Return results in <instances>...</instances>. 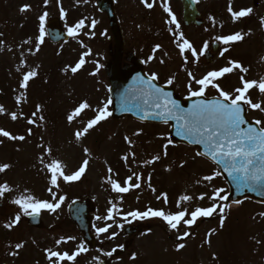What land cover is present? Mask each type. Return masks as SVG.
<instances>
[{
  "label": "rangeland",
  "instance_id": "374dc122",
  "mask_svg": "<svg viewBox=\"0 0 264 264\" xmlns=\"http://www.w3.org/2000/svg\"><path fill=\"white\" fill-rule=\"evenodd\" d=\"M36 1L37 0H34L32 4L31 0H26L25 2L24 0H0V34H2L0 35V46L3 47V50L0 51V105L2 103L6 111L10 109V100L16 107L23 105H17L15 100V97L19 95L20 92L24 91L19 88L22 76L16 75L18 73L17 63L25 57L29 68H35L39 74V67L41 64L39 59H41V61L43 60V62L50 60L56 49L45 37L44 43L40 45V51L35 55L29 54V49L35 51V45L39 35L40 15L47 12L49 15L54 13V16H60L64 30L66 31L67 27L74 25L84 17L88 18L86 21L88 27H90V21L92 19L97 18L100 19V23L102 22V15L97 12L96 8L93 4H90L88 0L87 2H85V0H49L47 4H45V0H39L38 3H36ZM204 1L217 4L211 11L212 17L221 18L228 13V11H224L225 8L228 7V4H219L216 0ZM242 2L244 3V0H242ZM233 4L234 3H232V5ZM237 4H239L238 0ZM24 5H30V10L26 12L20 11ZM61 7L67 14L66 16L60 14ZM202 9L205 11L204 8ZM261 16H264V14L257 13L258 21H260ZM241 21L243 24L247 19L245 18ZM85 30H88L87 27ZM97 30L98 27L96 25L95 29H92V31L96 32ZM222 30L220 35H228L238 31L234 26H231V28L222 27ZM260 30L261 28L256 26L253 35L254 41L259 43V45H257L258 48L261 47ZM240 32H244V29ZM256 35L258 36L255 37ZM247 37L248 36H245L244 40L240 42L228 45L229 51L225 53L224 57H220L219 54L216 53V62L214 61L212 66H207V68L204 69L206 70L205 72L202 73V69H200L196 71L194 75L199 79L208 71L218 70V68L228 66L227 62L233 60L240 62L243 66L250 69V71L245 74L246 79L259 80L260 77L264 75L260 74V65L257 61L258 50L250 42H247ZM250 39L252 40V37ZM25 40H30L31 42L29 44H24L23 42ZM75 46V42L67 43L63 45V49L60 51L64 55L69 53ZM9 49H11V51ZM74 57H77L76 52L72 58ZM31 58L38 59L33 62L32 68L30 65ZM73 61L72 59L71 63ZM178 62L180 64L179 59ZM177 69L178 67L174 69L175 73L173 72L175 75L173 83L180 89V95L186 96L188 95L186 85L189 80L186 73L189 71L192 72L196 68L188 61V63L184 65V71L180 72ZM160 71L163 78L167 80L173 77L171 70L167 69L166 66L160 69ZM47 74L48 73H46V75ZM43 75L45 74L43 73ZM240 75L241 73L239 71L226 75L219 81L220 86L225 91L231 92L234 88L240 86ZM36 78L37 80L30 81L29 88L26 91V96L29 100L28 103L26 101V106H31L26 114V118H31V113L36 111V106L39 104L43 106L44 111L47 110L46 113L48 112L49 115L47 118L52 117L53 119L60 120L54 125L55 128L52 140L41 141L40 138L35 139L33 136H27V139L22 142L0 138L3 139V143L0 144V164L9 162L11 152H15L19 158L13 160L16 166L12 165L10 170L0 174V183L7 181L14 188L18 187L20 191H23L27 184L29 190L36 193L35 196L41 199H50V195L46 191L49 186L42 185L40 189L35 188L33 179L31 182L25 180L23 176L25 170H23L21 166L22 164L28 163L26 170L34 171L33 177L36 175L38 187L42 183L49 185L48 181L50 174L42 170V166L38 160V157L43 154L44 150L37 147V145L43 143L44 145L52 144V154L56 155L53 156L63 160L67 164L66 173L68 174L75 171L84 159H89V166L80 182L86 187H90L92 183L93 192H91V190L88 192L90 194L94 193V198L98 202H105V198L107 197L113 199L111 194H107L106 187L105 189L103 188L107 184V168L109 166L112 167L115 173H118V176H114L113 178L120 179L121 182H123L127 175L131 174L128 171L129 169H131L132 172L142 174L143 179L141 180V187L127 194L129 199L133 201L128 205L122 202L123 212L134 209L144 210L148 206H152L153 208L165 207L162 199L160 201L156 200V196L161 195V193L168 194L169 204L166 210L173 211V209H176L175 202L180 195L186 194L198 197L200 194L197 192H200L204 187H206L205 189H207V192L210 194L214 188L223 187L229 190L226 184L220 182V177H216L211 182H200L199 173L202 174L201 177L210 175L216 168L210 163H206V161L200 157H195L196 151L194 149L178 145L174 142L177 146H169L168 156L166 158L162 156V145L167 142L166 139L162 137L169 136V129L165 127V125L149 127L135 122L132 119H108L95 128V130L98 129L99 136H95L94 132H92L78 143L74 138V132L77 129H82L83 121L92 118L93 113L91 111H86V113L82 114V120L78 119L71 124L67 122V114L83 100H87L93 108L100 106L103 95L101 88L98 89L94 86L93 89L90 86L92 88L91 91L88 81H82L81 79L80 84L76 83L77 87L75 88L65 86V84H62V87H60L57 83H55V87H51L48 83L42 81V74L38 75ZM195 88L196 85L193 84V89ZM52 90L57 93L53 98L48 95ZM95 91L97 96L94 95ZM45 93L47 95H45ZM206 94L207 96H214L216 95V91L209 88ZM60 95L63 97L59 101L58 98ZM250 95L254 102L264 100V97H261L255 89L250 92ZM47 97H49L51 101L48 100L47 102ZM72 98L75 100L74 102L71 100ZM45 104L47 105V109L45 108ZM40 114L43 115V111ZM249 114L252 120H264V114L258 111L250 109ZM5 121L0 122V128L9 131L7 129V127H9V119L5 118ZM10 122L14 126L16 133L23 128L27 131V128L30 127L24 124L23 118ZM138 130H142V134L140 136H133V132ZM26 131L23 129L25 134ZM35 132L37 131L33 129V133ZM125 136L132 139L133 145L131 147L124 140ZM85 147L90 149V155H85L83 151ZM127 152H134L135 158L133 159L130 157L126 165L121 160V157ZM156 154H161L162 159L160 161L153 165H143L144 160L151 159L152 156ZM30 155H32V158H30ZM193 157H195V159H193ZM49 159L50 158L47 157L45 161L47 162ZM185 160H187V164L184 167H179V164ZM167 168H171V171H166ZM143 169H146V171L150 170V172L145 174L142 172ZM151 173V187L156 189L155 193L151 191L147 183V177ZM99 180H101V182ZM82 183H80L81 187ZM66 185L67 184L61 182L60 189H64ZM69 185L73 186L74 184L72 183ZM63 192H65V190H63ZM17 194V192H13L3 200L5 204L8 203L6 205V210L8 214L13 217L17 208L10 203V200ZM190 205L191 202H189L187 206L189 207ZM108 207H110L109 203L104 205V210ZM118 207H120V205H118ZM234 208L236 207H231V209ZM104 210H102V212H104ZM260 213H264V206L255 204L253 207H247L244 215L236 214V216L231 219V222H228L229 213L226 212L223 228L217 227L220 223L218 215L203 225L204 228L201 227L203 228L201 231V228L198 229L197 227V230L200 231L197 238L200 240H210V245L208 244L210 248L206 246L205 250H201L200 247H194L196 243L194 240L192 241L191 238L184 241H177L175 238L174 241V237H176L177 234L182 235L186 230L192 232L190 228L181 226L179 233H176L174 231H169L165 223L160 220L150 219L144 221L145 230H142L138 235L135 234L132 237V241H134L133 247L137 253V259L134 261V264H219L216 263L215 255L219 257L220 251L223 254V259L228 257L229 263L235 260V264H264V218L259 215ZM252 217H254V219ZM0 220L5 223L8 221V217H2ZM207 228L209 230L216 229L214 235L211 237L205 236L204 232L209 231ZM170 232H172L174 237L168 235ZM143 233L148 234L144 235ZM36 236H38V233ZM257 240L261 241V243L257 244ZM173 241L175 242L174 248ZM180 242L185 243L186 247L180 251H176V245ZM48 245L53 244L49 242ZM161 246L164 248L161 249ZM112 249L113 247H109L107 251H111ZM93 255L102 259L97 253H93ZM125 255L128 254L126 253ZM194 258L195 260L193 262H189ZM87 261L91 262L92 259L89 257ZM224 262L227 263L226 259H224Z\"/></svg>",
  "mask_w": 264,
  "mask_h": 264
},
{
  "label": "snow or ice",
  "instance_id": "6c2138e0",
  "mask_svg": "<svg viewBox=\"0 0 264 264\" xmlns=\"http://www.w3.org/2000/svg\"><path fill=\"white\" fill-rule=\"evenodd\" d=\"M48 2L49 0H45V4ZM85 2H87V0H85ZM156 2L157 0H152V2H149V0H141V3L147 9H153ZM197 2H199V0H197ZM161 6L169 17L165 23L169 26H174L177 30L173 31L172 27L168 28V31L172 33L174 37L175 46L179 50V54L183 58L184 63L186 64L188 62L189 55L194 58L195 62H199L200 58L208 51V42L205 41L202 48L198 51L197 48L185 38L183 31H179L181 25L171 7L167 4V0H163ZM30 7V5H24L20 11L26 12L30 10ZM227 11L230 14L231 21L236 23L250 17L254 9L247 7L234 10L230 0ZM60 13L62 16L67 15L62 7L60 8ZM48 15L47 12H44L39 16V35L37 37L35 51L29 49V54L31 55L38 53L40 51V45L44 43L45 36L47 35L45 23ZM87 20L88 18L84 17L74 25L67 27V35L73 38L78 37L80 33L88 27L86 24ZM209 20L212 21L213 26H216L214 17L210 16ZM97 23V20L92 19L90 21V27L95 29ZM260 25L264 28V16L260 17ZM220 27H223V25L221 24ZM205 31H207V29H205ZM246 35H250V32L242 33L237 31L228 35L215 36L214 39L216 42L225 45V47L219 51L220 57H224L225 53L229 51L228 45L244 40ZM30 42V40H25L23 43L29 44ZM80 44L82 48L87 47L83 41H80ZM161 47L162 46L159 44L155 45L153 52L159 50ZM2 50L3 47L0 46V51ZM9 50L11 51V49ZM90 55L91 49H87L81 54L75 66L66 67L64 72L67 73L70 71L73 74L77 73L86 64L85 58ZM153 58V56H150L149 60ZM261 61L264 62V57H261ZM25 63L24 60H21V66H24ZM160 63L163 64L164 61L161 60ZM227 65L228 66L221 67L218 70L208 71L199 79L191 71L187 73L189 78L186 85L189 94L188 99L192 100L191 105L187 108L182 107L178 100L173 99L171 92L165 91L164 88L158 87L157 84L154 83L159 80V76L156 73H152L146 79L139 75L135 78L137 85L134 90L131 91V100H135L138 103H142L145 107L151 108V112H145L143 114V119H147L150 115H156L163 117L165 123L169 120L175 121L174 127L177 137H182L190 144L203 146V151H197L195 157L207 158L217 165V168L214 169L212 174L202 177L203 181L211 182L216 177H220L224 173H227V176L231 178L230 183L235 185L238 192L243 190L264 191V120L256 119L250 121L246 118L245 112V106H247L248 109L264 114V100L254 102L250 95V92L255 89L261 97H264V76H261L259 80H249L245 78V74L250 71L248 67L233 60H229ZM100 67H102V65L97 64L96 71L91 72L90 75L95 76L97 72H99ZM17 70L19 71L20 68L18 67ZM236 71L241 73L239 76L240 86L234 88L231 92L225 91L220 86L219 81L226 75L233 74ZM37 75L38 72L35 68L23 73L19 88L24 91L20 92V94L15 97L17 105L27 100L26 91L29 88L30 81L34 80ZM173 81L174 77L169 78L167 83L171 85ZM193 84L196 85L195 89H193ZM209 88L216 91V95L211 98L206 94ZM109 91H111V89H109ZM129 99V95L126 93L123 97L124 103L122 104V108L125 111L128 110ZM112 105L113 100L111 98L102 102L100 106L95 108H93L87 100H83L67 114V122L71 124L78 119L82 120V114L86 113V111H91L93 113L92 118L83 121L82 129H77L74 132V138L78 143L81 142L83 138L87 137L97 126L106 122L113 116V111L110 110V106ZM42 111L43 106L38 104L36 106V111L31 113V118L27 119L28 125L40 127L41 125L37 124V119L41 122L44 121V116L40 114ZM5 112L4 106L0 105V115L5 114ZM8 115H10L12 121H17L22 118V113H17L15 111ZM141 134L142 130H138L133 132L132 135L140 136ZM32 135L33 128H27V136L30 137ZM0 138L21 142L27 139L25 135H15L3 128H0ZM162 138L167 141L162 145V156L166 158L168 156L169 146L176 147L177 145L170 135ZM42 140L43 137H41V141ZM124 140L130 147L133 145V141L130 137L125 136ZM2 143L3 139H0V144ZM37 147L44 149L43 154L38 157V160L42 166V170L50 174L48 181L50 186L46 189L47 193L50 195V199H41L27 188L20 191L18 187L14 188L7 181L0 183V201L4 200L13 192L18 193L10 200V203L16 206L17 211L13 218L3 224V227L9 231L17 228V226L21 224L23 217H30L33 220H37L43 212H48L50 214L57 213L67 199L66 195L59 194L61 182L64 184H72L80 181L89 166V159H84L75 171L68 174L66 173L67 164L63 160L53 156L51 146L46 147L43 143H40ZM83 151L85 155H90V149L87 147H85ZM45 156L50 158L47 162L45 161ZM162 156L161 154H156L152 156L151 159L144 160L143 165H153L160 161ZM130 157L134 159L135 153L127 152L121 157V160L127 165ZM195 157H193V159H195ZM186 164L187 160L182 161L179 167H184ZM220 166H222V168ZM11 167L12 165L10 163L0 164V174L6 173ZM128 171L131 174L127 175L123 182H121L120 179L113 178L114 176H118V173H115L111 166L107 168L108 176L106 178V183L110 186L111 192L116 194H127L141 187V180L143 179L142 174L132 172L131 169ZM166 171H171V168H167ZM147 183L151 191L155 193L156 189L151 187V174L147 177ZM231 195L232 193L223 187L214 188L211 194L201 193L196 197V199L200 201L207 198L211 201L210 206H197L191 210H189L187 205L193 200V196L186 194L180 195L175 202L177 210L174 212L166 210L169 204L167 193H161V195L156 196L157 201L163 200L165 207L153 208L148 206L144 210L134 209L127 213H124L116 203L109 201L110 207L107 208L106 215L96 217L98 221H105L104 226L96 227L95 231L97 236L108 234L106 238L110 241L116 239L119 233L115 231L110 232V230L113 228L114 224L119 229L124 228V223H116L117 218H120L125 223L129 224L132 223V221L157 219L164 222L169 231L179 233L181 226L191 228L196 225L200 218L212 217L214 214L220 217V227H223L224 220L226 219V212L231 209L233 204L239 205L243 203V200L240 199L232 200L229 203ZM122 198L121 195V201ZM259 215L264 218V213H260ZM107 221H112V223H107ZM215 231L216 229H212L207 234L208 237H211ZM143 234L146 235L148 233ZM191 235L192 233L186 230L182 235L177 234L175 238L177 241H184ZM75 240V236H62L55 240V247L44 249L47 264H75L78 257L89 251L83 241H81L72 252L57 250L60 245ZM26 243L27 241H20L14 245H9L12 250L9 251L8 255L17 257ZM33 243H35V241H33ZM205 243L210 245V240H206ZM256 243L259 244L261 241L257 240ZM118 247L123 249L124 245H119ZM185 247V243H177L176 251H180ZM116 251L117 248H113L111 251L102 252V255L111 257ZM130 259L135 260L136 254L133 253ZM92 260L95 264H104V261L98 256L93 257Z\"/></svg>",
  "mask_w": 264,
  "mask_h": 264
},
{
  "label": "water",
  "instance_id": "95a60500",
  "mask_svg": "<svg viewBox=\"0 0 264 264\" xmlns=\"http://www.w3.org/2000/svg\"><path fill=\"white\" fill-rule=\"evenodd\" d=\"M112 21L114 23V19H112ZM53 22L57 23L56 20H54ZM112 28H113L115 39L117 41L116 58L114 61L112 72H111L112 92H113V101H114V114L119 115V116H121L122 114H130V115H133L137 119L144 121V122L148 121V122L165 123L163 117L156 116V115H150V116H148L147 119H143L142 118L143 114L145 112H151L152 111L151 108L145 107L142 103H138L135 100H131V91H133L135 86L137 85V81L134 78V74L136 72H139L141 69L135 68V69H129L128 71L120 70L119 59H120V54H121L122 42L120 41L119 33L116 29V26L115 27L112 26ZM56 29L58 31H60L58 28H56ZM48 32H49L50 37L54 41H56L54 34H53V31L50 28H49ZM164 90L167 92H171L172 98L175 100H178L182 107L187 108L191 105L192 100H190L188 98L187 99H179L175 92L171 91L170 89H165V88H164ZM126 93L129 95V98H130L127 111H125L122 108V104L124 103L123 97L125 96ZM168 122L172 123V129H171L172 136H174V138L183 139L182 137H177L175 135V127H174L175 121L169 120ZM181 141L187 142L184 139ZM191 145H194V144H191ZM229 180H231L230 177H229ZM231 188H232L233 200H236V199L241 200V199H244L246 197H250V198H254L255 200L264 202V191H262V190H257V191L243 190V191L238 192L236 190V187L234 184H231Z\"/></svg>",
  "mask_w": 264,
  "mask_h": 264
},
{
  "label": "flooded vegetation",
  "instance_id": "af4514ba",
  "mask_svg": "<svg viewBox=\"0 0 264 264\" xmlns=\"http://www.w3.org/2000/svg\"><path fill=\"white\" fill-rule=\"evenodd\" d=\"M260 3L263 4L264 1H263V0H258V5H260ZM205 29H206V24H205V22H203V24H201V25L197 28V33H194V34H193V37H192L193 45L196 46V48H197L198 51L200 50V48H199V46H197V45H199V44L196 43V40L199 39V38H204V37H202V34L204 35L205 33H202V31H200V30L205 31ZM13 132H14V131H13ZM3 214H4V212L1 210V214H0V216H2ZM125 243H127L126 240H125ZM125 246H126V245H125ZM2 258H4V255H3L2 252L0 251V259H2ZM14 261H15V257H13V262H14ZM2 263H4V261H0V264H2ZM18 263H20V262L17 261L16 264H18Z\"/></svg>",
  "mask_w": 264,
  "mask_h": 264
}]
</instances>
